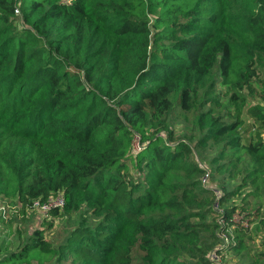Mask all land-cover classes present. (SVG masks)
<instances>
[{
    "label": "trees",
    "instance_id": "1",
    "mask_svg": "<svg viewBox=\"0 0 264 264\" xmlns=\"http://www.w3.org/2000/svg\"><path fill=\"white\" fill-rule=\"evenodd\" d=\"M261 69L264 0H0V191L75 215L0 264H264Z\"/></svg>",
    "mask_w": 264,
    "mask_h": 264
},
{
    "label": "rangeland",
    "instance_id": "2",
    "mask_svg": "<svg viewBox=\"0 0 264 264\" xmlns=\"http://www.w3.org/2000/svg\"><path fill=\"white\" fill-rule=\"evenodd\" d=\"M258 75L260 78L255 79V90L261 93L262 88H264V69L259 70ZM252 101L256 102L257 98L256 100L254 98ZM244 119L246 120L247 125L252 122V120L245 117V115ZM171 125L176 135L188 130V127H186L176 118L171 121ZM261 135L264 138V131L261 133ZM136 142L137 140L135 141V145ZM212 152V149H209L207 154L211 155ZM198 162L203 167H206V165L200 160H198ZM204 185L214 187V185L210 184L208 181H206V179ZM261 211L264 213V201L261 206ZM42 213L43 212L32 207L25 209L24 211L20 210L15 198L5 196L4 193L0 191V245L2 241H12L14 238H17V236L19 239L24 241L25 237L28 236L27 233H31L37 227L43 229L44 239L52 243L58 239H61L63 235L66 234V231L73 227L75 217L73 214H63L62 216L56 217H52L50 214L49 217L45 219L43 218ZM12 215H14V217L10 219ZM217 221L221 226H225L224 220L222 218H218ZM232 222V224H228L229 227L226 229V231L219 232L222 242L227 241L225 238L228 239L230 237L232 227L235 223L237 225H242V227H250L247 220L242 218V215L238 213L233 215ZM16 242L17 241L13 242L9 249L14 250V245ZM257 242L258 238H255V243ZM5 251L6 249H1L0 257L5 253ZM223 255L224 257L218 255L220 260V263L218 264H238L236 259L232 258L229 253H224ZM33 264L37 263L34 262Z\"/></svg>",
    "mask_w": 264,
    "mask_h": 264
},
{
    "label": "built area",
    "instance_id": "3",
    "mask_svg": "<svg viewBox=\"0 0 264 264\" xmlns=\"http://www.w3.org/2000/svg\"><path fill=\"white\" fill-rule=\"evenodd\" d=\"M15 13H18V8L15 7L14 9ZM136 145H135V141ZM140 143H139V138L137 136H135L134 138V142H133V149L134 151H137L138 149H140ZM205 182V178L203 179V183ZM64 204V196L62 194V192H58L56 195H51L49 196L45 201H39V200H35L32 203L33 208L43 212L44 214H46L48 211H50L53 208H62ZM220 236V235H219ZM225 240H228L225 238ZM227 241H225L226 243ZM209 258L212 259L213 261L220 263L219 261V256L215 251H211L208 254Z\"/></svg>",
    "mask_w": 264,
    "mask_h": 264
}]
</instances>
